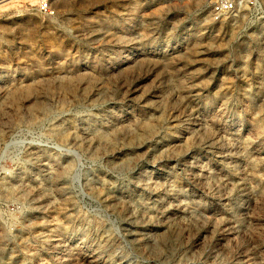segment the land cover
I'll return each instance as SVG.
<instances>
[{"label": "rangeland", "instance_id": "obj_1", "mask_svg": "<svg viewBox=\"0 0 264 264\" xmlns=\"http://www.w3.org/2000/svg\"><path fill=\"white\" fill-rule=\"evenodd\" d=\"M39 1L0 2V264H264V0Z\"/></svg>", "mask_w": 264, "mask_h": 264}, {"label": "built area", "instance_id": "obj_2", "mask_svg": "<svg viewBox=\"0 0 264 264\" xmlns=\"http://www.w3.org/2000/svg\"><path fill=\"white\" fill-rule=\"evenodd\" d=\"M250 0H214L215 18L234 12L239 4ZM37 9L39 12L48 14L50 12L48 3L45 0H40Z\"/></svg>", "mask_w": 264, "mask_h": 264}, {"label": "bare ground", "instance_id": "obj_3", "mask_svg": "<svg viewBox=\"0 0 264 264\" xmlns=\"http://www.w3.org/2000/svg\"><path fill=\"white\" fill-rule=\"evenodd\" d=\"M2 1H5V0H1L0 2H2Z\"/></svg>", "mask_w": 264, "mask_h": 264}]
</instances>
